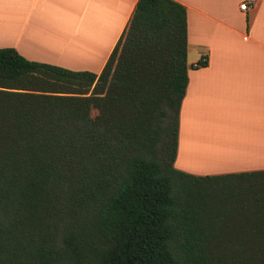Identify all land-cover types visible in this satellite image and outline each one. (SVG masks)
<instances>
[{"label":"trees","instance_id":"16d2710c","mask_svg":"<svg viewBox=\"0 0 264 264\" xmlns=\"http://www.w3.org/2000/svg\"><path fill=\"white\" fill-rule=\"evenodd\" d=\"M188 68L175 0H137L99 73L0 48V264H264V169L174 166Z\"/></svg>","mask_w":264,"mask_h":264},{"label":"crops","instance_id":"0c3cea01","mask_svg":"<svg viewBox=\"0 0 264 264\" xmlns=\"http://www.w3.org/2000/svg\"><path fill=\"white\" fill-rule=\"evenodd\" d=\"M175 1L186 8L189 68L174 166L195 176L264 169V0L246 10L243 0ZM136 2L0 0V48L99 73Z\"/></svg>","mask_w":264,"mask_h":264},{"label":"built area","instance_id":"2783aa9c","mask_svg":"<svg viewBox=\"0 0 264 264\" xmlns=\"http://www.w3.org/2000/svg\"><path fill=\"white\" fill-rule=\"evenodd\" d=\"M254 3V0H243L240 5L239 8L241 10H246L250 5H252ZM206 57H201L199 61H197L193 66L198 65L199 63H204L206 62Z\"/></svg>","mask_w":264,"mask_h":264},{"label":"rangeland","instance_id":"374dc122","mask_svg":"<svg viewBox=\"0 0 264 264\" xmlns=\"http://www.w3.org/2000/svg\"><path fill=\"white\" fill-rule=\"evenodd\" d=\"M188 61H191L190 59ZM188 63V62H187Z\"/></svg>","mask_w":264,"mask_h":264}]
</instances>
